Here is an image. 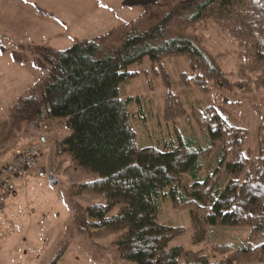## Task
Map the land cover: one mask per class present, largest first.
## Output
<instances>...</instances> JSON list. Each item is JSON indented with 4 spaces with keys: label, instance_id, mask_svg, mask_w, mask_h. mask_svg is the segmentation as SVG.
<instances>
[{
    "label": "trees",
    "instance_id": "1",
    "mask_svg": "<svg viewBox=\"0 0 264 264\" xmlns=\"http://www.w3.org/2000/svg\"><path fill=\"white\" fill-rule=\"evenodd\" d=\"M35 11L39 17L55 18L39 6ZM205 20L228 31L244 50V72L264 69V0H157L146 5L135 20L101 36L76 40L68 49L29 47L36 66L47 77L14 104L8 121L0 125L18 130L26 125L29 132L51 122L70 130L66 139L55 143L56 152L69 156L74 168L99 176L78 186L73 196L97 194L107 202L86 209L77 205L80 229L91 237L121 234L116 247L121 259L130 264H234L246 260L252 251H259L264 260V121L254 156L244 149L247 131L212 107L206 113L194 112L200 128L208 130L206 149L199 151L188 144L139 148L121 97L122 85L140 74L129 68L145 58L156 71L160 67L158 73L168 85L162 61L186 58L192 72L190 77L183 74L186 87L204 92L210 91V85L231 89L219 63L221 56L211 54L189 33ZM17 54L15 59L24 63L27 55ZM165 109L168 116L185 112L178 96L170 92ZM216 147H220L219 164L210 176L200 178L198 158ZM224 174L228 180L218 188ZM49 176L56 182L54 174ZM166 202L188 210L195 243L206 240L213 227L247 229L251 242L216 262L201 251L172 247L184 229L158 222ZM116 208L118 213L112 215ZM252 241H258L255 248ZM60 258L51 264H58Z\"/></svg>",
    "mask_w": 264,
    "mask_h": 264
},
{
    "label": "rangeland",
    "instance_id": "2",
    "mask_svg": "<svg viewBox=\"0 0 264 264\" xmlns=\"http://www.w3.org/2000/svg\"><path fill=\"white\" fill-rule=\"evenodd\" d=\"M117 3L118 0H0V125L8 121L11 107L47 77V73L36 66L29 47L46 45L65 50L76 40L101 36L113 27L138 17L136 11H122ZM35 6L53 13L55 18L38 17ZM189 33L197 36L199 44L211 54L221 56L219 63L233 87L218 90L210 85L208 92L193 86L186 87L182 83L183 74L192 75L186 58L162 61L170 85L158 73L160 67L156 71L149 58L131 66L129 71L140 74L122 85L121 97L127 103L138 147L171 149L188 144L199 151L206 149L209 145L208 130L200 128L194 112L206 113L212 107L235 127L247 131L248 141L244 149L247 152L251 150L252 156L257 155L260 127L264 121V69L244 72V50L228 31L211 20L199 22ZM17 53L27 55L24 63L15 59ZM169 92L178 96L185 112L167 115L165 106ZM1 132V166L24 147L39 145L44 151L41 166L48 177L35 180L36 186L19 193L17 204L23 205L25 220L22 222L29 226L32 240L27 239L22 227L18 235L22 245L16 244L21 250L15 249V253L9 254L0 252V264H51L58 255H61L58 264H130L121 259L116 247L121 234L91 237L80 229L75 207L86 209L107 202L104 196L97 194L73 196L78 186L96 181L99 176L74 168L69 156L56 152L55 143L66 139L70 130L48 122L39 131L28 132L26 125H22L21 130L8 125ZM220 154V147H216L198 158L200 178L214 173ZM6 156L9 157L7 162ZM52 174L57 185L50 183L49 175ZM227 180L226 174L221 176L218 188H223ZM23 198L27 202L25 206ZM118 211L116 208L112 215ZM158 222L184 229V233L171 243L172 247L201 251L213 262L226 259L251 242L247 229L213 227L206 240L195 243L188 210H178L170 202L162 204ZM257 245L258 241H252V247ZM261 257L259 251H252L246 260L234 264H264Z\"/></svg>",
    "mask_w": 264,
    "mask_h": 264
},
{
    "label": "crops",
    "instance_id": "3",
    "mask_svg": "<svg viewBox=\"0 0 264 264\" xmlns=\"http://www.w3.org/2000/svg\"><path fill=\"white\" fill-rule=\"evenodd\" d=\"M157 0H118V7L124 11H136L137 14H141L143 11V8L151 3L156 2ZM138 15V16H139ZM38 16V15H37ZM39 17V16H38ZM1 89V88H0ZM12 108V107H11ZM9 156V155H8ZM6 156V162L8 161L9 157ZM11 159V158H10ZM12 160V159H11ZM10 160V161H11ZM9 161V162H10ZM5 162V163H6ZM0 164V168H1ZM38 180L34 176H27L24 179H21L17 182V192L9 198L10 200L7 201V205L4 210L0 211V252L5 251L6 253H15V249L18 251L21 250V248H17L16 244H21L20 239L18 238L19 231L23 227L24 235L28 237L27 239L32 240L31 237V230L28 225H25L22 221H24V212L22 213V206L17 204L19 193L24 192L28 190L31 186L34 185V181ZM40 181V180H39ZM23 204L24 206L27 204L25 198H23ZM29 211V209H27ZM36 213V212H33ZM27 228V229H26ZM21 232V231H20ZM37 234V231L35 232ZM39 234H37L38 236ZM36 240L39 241L38 238ZM12 245V246H11ZM7 255V254H5Z\"/></svg>",
    "mask_w": 264,
    "mask_h": 264
},
{
    "label": "built area",
    "instance_id": "4",
    "mask_svg": "<svg viewBox=\"0 0 264 264\" xmlns=\"http://www.w3.org/2000/svg\"><path fill=\"white\" fill-rule=\"evenodd\" d=\"M43 149L39 145L24 147L13 156V159L0 168V211L4 210L7 201L17 192V182L27 176L38 180L48 177L41 166Z\"/></svg>",
    "mask_w": 264,
    "mask_h": 264
},
{
    "label": "water",
    "instance_id": "5",
    "mask_svg": "<svg viewBox=\"0 0 264 264\" xmlns=\"http://www.w3.org/2000/svg\"><path fill=\"white\" fill-rule=\"evenodd\" d=\"M50 183H51L52 185H57V184H58L57 181H56V182L52 181V178H50Z\"/></svg>",
    "mask_w": 264,
    "mask_h": 264
},
{
    "label": "bare ground",
    "instance_id": "6",
    "mask_svg": "<svg viewBox=\"0 0 264 264\" xmlns=\"http://www.w3.org/2000/svg\"><path fill=\"white\" fill-rule=\"evenodd\" d=\"M10 200V199H9Z\"/></svg>",
    "mask_w": 264,
    "mask_h": 264
}]
</instances>
